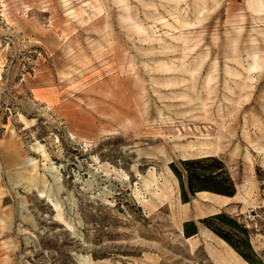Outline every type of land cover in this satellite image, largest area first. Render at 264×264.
<instances>
[{"label": "rangeland", "instance_id": "374dc122", "mask_svg": "<svg viewBox=\"0 0 264 264\" xmlns=\"http://www.w3.org/2000/svg\"><path fill=\"white\" fill-rule=\"evenodd\" d=\"M211 209L264 263V0H0V264H249Z\"/></svg>", "mask_w": 264, "mask_h": 264}, {"label": "trees", "instance_id": "16d2710c", "mask_svg": "<svg viewBox=\"0 0 264 264\" xmlns=\"http://www.w3.org/2000/svg\"><path fill=\"white\" fill-rule=\"evenodd\" d=\"M179 182L180 198L188 202L197 192L209 191L220 195L233 196L235 186L229 177L223 161L217 156H204L178 160L171 164ZM217 236L227 242L249 264H264L251 259L254 256L250 245V230L245 224L224 212H217L198 219ZM183 230L186 236L197 232L193 220L185 221Z\"/></svg>", "mask_w": 264, "mask_h": 264}, {"label": "crops", "instance_id": "0c3cea01", "mask_svg": "<svg viewBox=\"0 0 264 264\" xmlns=\"http://www.w3.org/2000/svg\"><path fill=\"white\" fill-rule=\"evenodd\" d=\"M211 153H209V154H205V155H210ZM203 192H208V193H210V194H213L214 196H218V197H221V198H225V197H227V198H232V197H228V196H225V195H220V194H216V193H213V192H209V191H201V192H199L198 194H201V193H203ZM216 194V195H215ZM237 195H235L234 197H236ZM208 200V199H207ZM211 201V200H210ZM211 202H214V201H211ZM215 203H217V202H215ZM218 205H222V204H220V203H217ZM224 205V204H223ZM216 211H218L217 209L215 210V209H211V211H209V212H212V213H214V212H216ZM222 240V239H221ZM223 241V240H222ZM226 243V242H225ZM231 262H233V261H231Z\"/></svg>", "mask_w": 264, "mask_h": 264}, {"label": "bare ground", "instance_id": "6f19581e", "mask_svg": "<svg viewBox=\"0 0 264 264\" xmlns=\"http://www.w3.org/2000/svg\"><path fill=\"white\" fill-rule=\"evenodd\" d=\"M253 60V59H252ZM256 59H254V61H253V63L250 65V67H249V70H253V69H255L256 68V61H255ZM252 62V61H251ZM216 151H217V148H216ZM204 194H207V195H213V194H210V193H208V192H203ZM202 194V193H201ZM216 195V194H215ZM214 196V195H213ZM218 197V196H217ZM231 249V253H232V255L234 256V257H236V252L232 249V248H230Z\"/></svg>", "mask_w": 264, "mask_h": 264}]
</instances>
